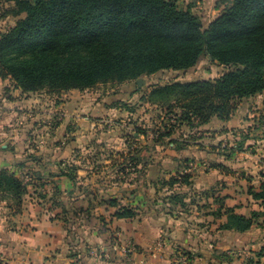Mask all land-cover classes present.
I'll use <instances>...</instances> for the list:
<instances>
[{
    "label": "crops",
    "instance_id": "0c3cea01",
    "mask_svg": "<svg viewBox=\"0 0 264 264\" xmlns=\"http://www.w3.org/2000/svg\"><path fill=\"white\" fill-rule=\"evenodd\" d=\"M219 1L179 3L207 28L222 13ZM130 83L108 95L94 88L48 96L12 92L0 78V172L28 190L20 206L0 203V264H177L184 252L192 255L187 264H264V206L254 196L264 184V123L244 107L258 96L264 103V95L241 100L227 122L182 128L177 143L154 146L135 132L152 127L139 115L143 107L149 115L150 104L131 106L140 86L130 98L120 95ZM239 136L247 138L240 153L223 154ZM70 172L73 180L63 175ZM187 173L190 186L161 184ZM172 194L185 206L169 202ZM122 208L136 216L117 219ZM229 211L256 214L253 226L222 229ZM115 238L138 253L107 258Z\"/></svg>",
    "mask_w": 264,
    "mask_h": 264
},
{
    "label": "trees",
    "instance_id": "16d2710c",
    "mask_svg": "<svg viewBox=\"0 0 264 264\" xmlns=\"http://www.w3.org/2000/svg\"><path fill=\"white\" fill-rule=\"evenodd\" d=\"M179 6V0H0V19L26 13L0 35V78L24 94L83 92L162 71H188L208 58L226 69L219 79L154 87L140 98L161 116L151 129L136 128L137 135L154 146L177 143L173 137L182 128L199 129L213 119L227 122L241 100L264 95V0H220L216 7L222 13L207 28L192 6ZM239 137L235 146L222 148L223 154L240 153L247 138ZM71 173L63 175L73 180ZM191 179L187 173L161 184L190 186ZM0 193L20 206L28 190L4 170ZM254 196L264 206V184ZM167 199L185 206L178 195ZM227 214L222 229L237 232L249 230L256 217ZM135 216L127 208L115 214L117 219ZM183 255L192 259L190 253Z\"/></svg>",
    "mask_w": 264,
    "mask_h": 264
},
{
    "label": "rangeland",
    "instance_id": "374dc122",
    "mask_svg": "<svg viewBox=\"0 0 264 264\" xmlns=\"http://www.w3.org/2000/svg\"><path fill=\"white\" fill-rule=\"evenodd\" d=\"M179 8L182 10H186L187 4L181 3ZM8 10H10V9H8ZM5 16H7V15H5ZM25 17H26L25 12L19 13V14H17V16L10 13L7 16V18H5L8 21H4L5 19H0V32L7 31L9 29L14 28L16 26L17 22L19 20L24 19ZM225 71H226V69L224 67L219 66L217 64H214L208 58H205V59L201 60L196 67H194L188 71H162V72H159L155 75L144 76L139 81L132 82V83H130V85L128 84V86H126V88H127L126 92H123V94L120 93V95H122L123 98H125V99L130 98L131 95L136 93V90L139 89V86H140V92H137V94H135V99L132 101V104H131V106H134V104L137 100L142 98V96L148 94L154 87L166 86V85L171 84V83H183L184 84V83H191V82H196V81H215V80L219 79L220 77H222L225 74ZM9 82H10V84L8 86H10L9 87L10 91H12V92H14L16 90L21 91V89H19L15 83H13L11 80H9ZM137 83L139 84L138 86H137ZM123 85H118V84L99 85L94 90L100 91V93L103 95H108V93L112 94L114 91L120 92L121 89L119 90V88H121ZM42 92L47 94L48 96H59L60 94L64 93V92L48 93L47 91H39L36 93H29V94H25V95H31V94L39 95ZM138 104L136 105V107L139 106ZM136 107H132V108H136ZM244 107L248 108V110H250V113H252V114L253 113L259 114L260 113L259 117H257V118H259L260 123L261 122L264 123V103H263L261 97L258 96L256 101L250 102V103H248L247 106L244 105ZM145 108L143 107V110L140 111L139 115L142 116V118H144L145 116H150L151 124L149 126H153V124H156V126H157L159 123V116H161L160 113H158L159 111L156 110L155 108L153 109V106L150 105V107H149L150 114L145 115V113H146ZM154 115H155V117H154ZM145 119H148V117H145ZM143 126H145V125H143V124L141 126L139 125V127H137V128L143 129V128L147 127V126L146 127H143ZM135 128H133V129H135ZM151 128L152 127H150L149 129H151ZM129 137L132 138V135L128 136V138ZM226 145H228V144H226ZM139 153H141V152H139ZM0 203H6L8 206L12 205L14 207L17 204L15 201L11 200V198L6 197L5 194H2V193H0Z\"/></svg>",
    "mask_w": 264,
    "mask_h": 264
},
{
    "label": "built area",
    "instance_id": "2783aa9c",
    "mask_svg": "<svg viewBox=\"0 0 264 264\" xmlns=\"http://www.w3.org/2000/svg\"><path fill=\"white\" fill-rule=\"evenodd\" d=\"M25 182H29L30 178L28 176L24 177ZM161 243H159L158 247H161ZM138 253V249L134 244H126L121 245V242L118 238H115V241L111 243L109 250L106 249L105 252H103V255H105L107 258H123L125 260H131L133 256H135ZM188 261L185 257H178L177 264H187Z\"/></svg>",
    "mask_w": 264,
    "mask_h": 264
}]
</instances>
